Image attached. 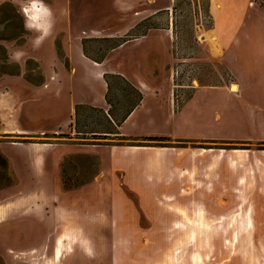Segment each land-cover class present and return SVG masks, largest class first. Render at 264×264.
Wrapping results in <instances>:
<instances>
[{"label":"rangeland","instance_id":"obj_1","mask_svg":"<svg viewBox=\"0 0 264 264\" xmlns=\"http://www.w3.org/2000/svg\"><path fill=\"white\" fill-rule=\"evenodd\" d=\"M43 1L54 10L56 29L60 32L58 55L63 62L65 37L66 43L72 44L84 36L86 47L99 58L106 57L118 42H130V45L156 42L164 48H171L173 59L170 62L173 61L168 75L172 84L176 80L183 81V72L178 68L183 63V57L188 69L190 66L196 68V81L192 90L186 91L184 101L188 94L200 87L223 86L231 92V87L237 85L230 82L229 75L224 74V68L218 66V61L214 66V60L207 56L209 42L217 40L209 35L213 27L208 12L209 0H59L60 6L56 4L58 0ZM257 3L264 10V2ZM28 5L29 0H0V207L13 205L4 214L0 213V228L24 226L28 222L43 226L52 222L54 225L51 237L44 238L40 243V238L45 235L42 228L37 227L33 234L24 227L21 231L19 228L15 231L4 229L12 236L19 233V238L14 245L0 248V264H50L56 238L61 234L75 238L70 248L72 250L64 252L61 264H194V257H199L198 264H242V253L260 258L261 264H264V242L261 243L256 236L252 246L246 242V235L253 234L256 227L259 231L256 235H261L260 227L264 224V193L256 194L264 182L256 183V173L252 168L257 153L264 161V142L186 140L176 143L167 137H147L142 142L115 140L120 147L145 143L155 147L185 148L201 155L200 161L204 162L198 164L204 167L217 165L207 162L210 159H205L206 156L233 157L232 165L240 177V182H234L233 187L228 180L223 186L224 175L211 181L208 174L204 178V174L179 171V176L168 180L169 183H180L177 191L151 195L154 202L152 207L128 184L134 179V183L141 181L143 185L147 184L142 179L131 177L133 172L126 170L133 160L132 171L146 173V159L142 157L133 159L122 154L109 157L106 153L102 162L88 154H76L61 160L57 180L50 179L54 173L49 163L48 171L34 174L33 178L25 180V184L20 181L21 172L33 169L30 148L36 144L43 145L42 149H49L48 143L52 142L45 135L20 136V83L7 80L9 76L20 74H25L29 81L34 76H40L37 63L32 58L31 45L23 49L30 34L24 27L22 9ZM12 55L15 59L11 58ZM21 64H25V67H21ZM114 85L121 98L130 95L131 90L127 86L117 80ZM257 85L264 92V83ZM116 92L115 102L119 109L122 104L125 105V100L118 101ZM247 94L252 97L250 91ZM36 97L30 93L28 101L23 104L21 124L34 130H51L58 119H49L50 96L43 95L42 102L34 103L33 98ZM204 98L212 101L217 109H235L232 97L225 94L219 96L213 89ZM261 100L264 104V94ZM173 107L175 110L180 108L175 102ZM233 109L228 111L229 120L223 122L216 133L250 137V130L237 123L236 110ZM208 123L211 124L210 121ZM98 142L101 144L95 150H107L109 141ZM73 143L86 145L87 142ZM237 151L242 152L238 154ZM108 160L118 162L117 165L123 167L114 176L109 173ZM103 163H106L104 175L95 177ZM48 182L57 187L59 185L61 189L54 191ZM202 183H206L211 195H191L193 188ZM145 192L144 196L148 199L150 193ZM122 198L124 202L120 201ZM146 205L148 209L151 207L152 216L150 211H146ZM91 209L94 213L90 212ZM125 215L127 219L123 222L120 219ZM201 222L206 225L199 227ZM5 245L7 241L0 236V246Z\"/></svg>","mask_w":264,"mask_h":264},{"label":"crops","instance_id":"obj_2","mask_svg":"<svg viewBox=\"0 0 264 264\" xmlns=\"http://www.w3.org/2000/svg\"><path fill=\"white\" fill-rule=\"evenodd\" d=\"M43 3L53 13L55 23L51 34L39 48H36L33 41L37 33L28 32L30 35L23 46V49L26 50L31 45L32 58L37 63L40 76H34L32 81L26 79L25 74L7 78L8 81L20 83V136L45 135L52 140L48 143L49 149H42L43 145L36 144L30 148L33 169L21 172L20 181L22 180V183L25 184V180L33 178L34 174L46 172L49 163L51 172L54 173L50 179L57 180L60 176V162L65 157L88 154L104 162L106 153L109 157L122 154L133 159L141 157L146 159V173L132 171L133 160L126 166V170L133 172L131 177L142 179L144 184L147 183L145 185L141 181L134 183L136 180L129 181L128 177L131 189L143 196L144 202L149 203L151 207L154 203L151 195L155 193L169 194L177 191L180 183L174 181L169 183L168 180L176 178L185 170L198 175L204 174V178L208 174L211 181L214 178L220 179L224 175L223 186H226L227 180L231 187L234 182L238 183L240 177L232 165V156H206L205 159H210L207 162L217 165L204 167L198 164L204 162L200 161L201 155L185 148L180 150L155 147L145 143L120 147L115 144L118 142L115 140L127 139L133 142H142L147 137H167L176 143L186 140L190 142L200 140L264 142V104L261 102L264 92H261L257 85L264 83V10L259 3L254 0H209L208 12L213 26L209 35L215 36L217 40L209 42L207 56L210 60H214V66L217 61L219 62L218 66L224 68V74L229 75L230 82L236 83L240 87V91L233 93L223 86L218 88L200 87V90L187 95V100L182 103L179 110H175L173 107L174 87L170 75H168L173 61L170 62L171 48H164L156 42L151 44L136 42L133 45H130V42L122 44L118 42L106 57L99 58L98 55L95 56L92 53L89 47H86L84 36L72 44L66 43L65 37L62 48L63 62L58 55L57 39L60 32L56 29L54 10L49 3L45 1ZM56 4L57 6L62 5L59 0ZM45 51L47 53L42 54ZM11 58L15 59V56L12 55ZM21 67L24 68L25 64H21ZM116 80L131 90L130 95L122 98L118 95L117 87L114 85ZM212 89L219 96L225 94L232 97L235 109L233 107L228 110L213 107V102L204 98L206 93L209 94ZM247 91L252 93V97H249ZM115 92L118 101L125 100V105L122 104L119 109L115 102ZM30 93L37 96L33 98L34 103L42 102L43 95L50 96L49 119H58L57 125L51 130L47 131L45 128L34 130L21 124L22 106L28 101ZM119 94L121 93L119 92ZM223 104L228 103L224 102ZM126 107L128 109H125ZM202 107H204V111ZM232 109L236 110L237 123L245 126L248 131L250 130V137L223 136L216 133L220 129L219 126L229 120L228 111H232ZM36 116L35 114L34 120ZM209 121L211 124L208 123ZM232 121L235 122L234 119ZM170 127L171 129H169ZM87 138L91 140H85ZM82 140L87 142L86 145L73 143V141ZM104 140L109 141L107 150L104 148L95 150L101 144L98 141ZM88 147L93 149H88ZM255 159L256 163L252 165V168L256 173V183L258 184V181L263 183L264 161L260 159L258 153L255 155ZM109 160L106 161L109 165V173L114 176L123 167L117 165L118 162L113 163ZM105 164L103 163L102 169L95 174V177L104 175ZM179 171L181 172L179 173ZM182 176L185 177V174ZM48 183L54 191L60 188L59 185L58 187L52 185V182ZM189 183H191L190 180ZM206 187V183L194 187L195 189L192 187L191 195H211V190ZM145 191L150 193L148 199L144 196L147 193ZM119 193L122 195L121 191ZM260 193H264V185L257 190L256 194ZM120 201L124 202V199L122 198ZM145 208L146 211H150L149 214L152 216V209H148V205ZM90 212L94 213L92 209ZM126 219L125 215L120 220L125 222ZM47 223H44L43 226L28 222L24 226L10 225L0 228V236L7 241V245L0 246V248H6L17 242L19 233L12 236L6 232L15 231L17 228L21 231L24 227L32 234L35 233L37 227L42 228V233L45 235L40 238L39 243L44 238L45 240L50 238L54 223ZM260 228L261 235H256L259 233L257 227L253 234L246 235L247 245L254 244L255 236L261 239V243L264 242V224ZM240 258L242 264H261L262 260L256 257L252 258L250 253L246 256L242 253Z\"/></svg>","mask_w":264,"mask_h":264},{"label":"clouds","instance_id":"obj_3","mask_svg":"<svg viewBox=\"0 0 264 264\" xmlns=\"http://www.w3.org/2000/svg\"><path fill=\"white\" fill-rule=\"evenodd\" d=\"M22 11L24 13V27L27 32L37 33L33 45L39 48L54 27L53 13L43 3V0H29L28 7Z\"/></svg>","mask_w":264,"mask_h":264},{"label":"bare ground","instance_id":"obj_4","mask_svg":"<svg viewBox=\"0 0 264 264\" xmlns=\"http://www.w3.org/2000/svg\"><path fill=\"white\" fill-rule=\"evenodd\" d=\"M240 89L237 85H233L231 87V92L233 93H239ZM242 151H237L238 154H241ZM239 157L242 158L241 155H239ZM239 159V158H238ZM32 196V195H31ZM33 197V196H32ZM21 199V198H20ZM23 199V197H22ZM25 199V197H24ZM16 200V199H15ZM18 201V200H17ZM16 201V202H17ZM24 201V200H22ZM13 202V201H12ZM11 202V203H12ZM31 202V201H30ZM31 204V203H30ZM6 205V204H5ZM21 205V203H20ZM32 205V204H31ZM13 207V205H7V206H4V207H0V213L4 214L6 210H10L11 208ZM35 209V208H34ZM41 209V208H40ZM39 209V210H40ZM38 210V209H37ZM41 211V210H40ZM182 213H184V211L180 210ZM201 218H202V215H201ZM201 221H204L203 219H200ZM69 221V220H68ZM193 223V222H192ZM191 223V224H192ZM201 225L205 226L206 224L204 223H200L199 227H201ZM66 230V229H65ZM74 230V229H73ZM76 231V229L74 230ZM71 232V231H70ZM73 232V231H72ZM75 241V238L72 239L69 235H64V234H61L58 238H56V243H55V246H54V254H53V258L52 260L50 261V264H61V261L63 260V257H64V252L66 250L70 251L72 249L71 245L72 243ZM69 242V243H68ZM32 252V251H31ZM194 264H198L199 263V257H194L193 259Z\"/></svg>","mask_w":264,"mask_h":264},{"label":"built area","instance_id":"obj_5","mask_svg":"<svg viewBox=\"0 0 264 264\" xmlns=\"http://www.w3.org/2000/svg\"><path fill=\"white\" fill-rule=\"evenodd\" d=\"M262 1V0H260ZM259 2V1H256ZM264 2V1H263ZM183 63H181L178 68L180 69L181 72H183V81L178 82L177 80L174 81L173 83V98H174V102L175 105L179 108V106L182 105V103L184 102V97L186 96V91L192 90L193 88V84L196 81V68L190 66V69H188L187 67H189L185 62H186V58L183 57ZM181 104V105H180ZM109 116V114H107ZM110 117V116H109Z\"/></svg>","mask_w":264,"mask_h":264},{"label":"trees","instance_id":"obj_6","mask_svg":"<svg viewBox=\"0 0 264 264\" xmlns=\"http://www.w3.org/2000/svg\"><path fill=\"white\" fill-rule=\"evenodd\" d=\"M254 1H260V0H254ZM263 1V0H262ZM155 140H157V139H155Z\"/></svg>","mask_w":264,"mask_h":264}]
</instances>
